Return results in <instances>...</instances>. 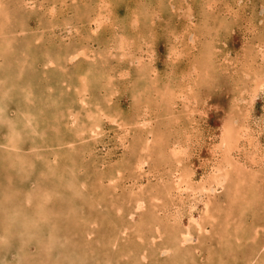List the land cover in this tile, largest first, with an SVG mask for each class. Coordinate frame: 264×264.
<instances>
[{"label":"rangeland","instance_id":"rangeland-1","mask_svg":"<svg viewBox=\"0 0 264 264\" xmlns=\"http://www.w3.org/2000/svg\"><path fill=\"white\" fill-rule=\"evenodd\" d=\"M7 1H10V0H7ZM39 1L40 0H37V3H39ZM72 1L73 0H71V1L70 0H43L44 4H42V6L46 7V6H51V5L55 4L54 5L55 10L48 8L45 11H39L40 8L36 7V6H38V4L37 3L33 4V0L30 1L31 3L29 2L30 5L26 4L24 0H16V3H17L16 5H19L22 8V9H20L22 12L19 9H16V11L19 12L20 14H22V17L24 16V20H26V21H23L24 24H26V27L24 28V31L22 33L23 35L19 34V36H21L25 42H26V40H28V42L32 44V45L29 44L31 46L32 50L28 48L29 52L27 50L26 51L28 53L26 51L24 52V53H26L27 57H29L28 60L30 62H27L26 64H20V62L17 61V64H16V62H15L16 60L14 59L15 61L13 60V61H11V63L6 62V66H8V67H6L5 64L0 62V65L1 64L3 65L2 67L5 66V68L4 69L2 68L1 71L4 70V72H5L7 69V71H10V73L13 72V74H14V72H15V74L13 76H15L16 79H15V77H14V79H15V81L17 80L20 84H28L30 82V80H31V82H30L31 84L38 81L39 82L38 85L41 84V86L43 88H45L46 87L45 85L47 84L46 82L51 83V82L55 81V82L51 83V86L53 85V87L55 86L58 91L60 90L59 92L62 93V95L64 96V99L63 98L61 100L58 99L57 102H59V104L56 103L54 105L49 97H48V99H46L47 97H41V98L46 99V101H45L46 104H44V102H42L40 104H41L42 109H44V107H45V110H48L50 108L48 111V114H50V115L57 111L56 110L57 108L56 109H53V108L58 107V110L60 111L59 114L62 113L60 115L61 118H64L63 116H65V115L63 113L65 111V108L68 107L66 105L68 104V101L70 100L69 98H68L69 100H66L67 99L66 97L71 96V93L73 92V90H72V88L67 90V88L65 87L67 84L66 83L63 84L59 80L60 75H62L64 73L61 74L60 71H56V73H55V71H52L50 73V75H46L44 73V71L48 70L44 67V63H43L44 61H46L48 59L46 57L47 53L45 54L44 52L48 51L49 53H51V55H50L51 57L55 56L56 58H60L61 60L65 61L66 57L64 58L60 54L69 53L71 50H69L68 47L71 46V44L78 46L80 43L82 45H86V43L89 42V43H87L88 44L87 48H89V50H91V52L94 51L95 53H98L97 61H96V62H98V64L95 63V65L92 67L91 66H85L87 63L80 59L78 61L79 62L78 65H76V63H74V65H71L72 64L71 63L69 70L70 71L74 70V75L78 76L81 73V71H84L85 67H91L92 69H97L98 73H97V71L95 72V74H97V76H94L97 78H98V75H103V73L101 71L99 72V70H103V71L105 70V72H108L107 73L108 76H110V74H111V76H110V78H111V80H110L111 85L110 86L111 87L110 88L114 89V94L112 95V98H111L110 108L112 109V107H114V108L118 107L120 110L116 111V112H118L119 116H121L122 118H118L117 121L113 124L110 123L109 120H105V121H103V123L100 124L102 126L101 135H99L98 137L96 136L97 138H95V139L90 138L87 140L86 144L89 145L87 147L88 148L87 153H86L87 155H85L86 158H83L84 162H82V164H81L82 166H85L88 170L85 167H83V169L80 171V176L82 174L83 176L88 175L90 177L87 176L88 180H89V182L87 184L89 185V187H87L85 190L83 189L84 191H81L79 198H81V197L85 198V197L92 196L94 200L100 201L99 207H95L97 205V203H99V202L94 203V205H93L94 208L90 214L91 217H93V219H95L93 221L98 220L99 222L101 221V223L103 224L102 227L100 226V228H97L94 225H92V228H91L92 229V236H90V237H92V238L94 237L95 240H93L89 236H88L89 238L85 236L86 233L84 232V230H85L84 227H86V226L89 227L88 221H87V223H84V224L82 223V225L81 224H77V226L75 225V229H76L75 231L69 230L71 218H68V216L71 217L72 214L67 213L66 210H64L62 207L59 208V206L56 207V205H52V203L56 204V202H58V199L60 200V198L57 196L53 197L54 200L53 199L50 200V202H52V200L55 201V202L51 203L52 208L53 209L58 208L57 209V211H59L58 214L61 216V217L58 216L59 218H58V222H57L58 224H57V228H56L57 231H59V232H57V231H55V232H56V236L60 237L63 245L61 247V243L57 242L55 244H51L50 241L46 242V243H49L46 246H50V247H49V249L46 248L48 251H44V253L42 252L45 255L42 259V262H39V264H42V263L43 264H52L51 262H53L54 258H55L54 262L57 264H119L120 262L117 261V258H118L117 255L119 253L118 251L122 252L120 254H122V256H123V262L127 259L131 262V261H133L132 258L134 256L143 255L142 254L143 251L148 252V247L150 246L149 245L150 244L149 235L154 233V231L156 230L157 227H159V225L160 226L162 225V228L168 227L169 230H164L163 241L157 243L158 244L157 246L162 247V245L173 244V241L171 240V239H173V237H176L179 240L181 239V243H182V247H183L181 249L182 254L188 253L187 250L190 252V253H188L187 256H185L186 257L185 264H200V263L202 264L203 261H204L203 264H206L209 260L212 263L208 262L207 264H221V263L222 264H229V263L230 264L231 263L240 264V261L241 262L243 261V264H263L262 262H264V239H263L264 238V236H263L264 235L263 234L264 233V231H263L264 227L261 231H259L258 229H255V228H257L256 224H258V223H259L258 225L264 224V89L263 88L262 89H260V88L256 89V83H258V81H260V79L264 83V76H263L264 75V0H89V2H88V0H86V1L76 0L75 1L76 6L73 5ZM82 1H83V3H82ZM90 1H92V3ZM13 2H15V1L13 0ZM76 2H77V4H79V3H81V4H79L77 6ZM202 3H203V5H202ZM31 4H33V5L31 6ZM23 6H25V7L23 8ZM206 6H208V7H206ZM73 7H76V9ZM29 8H31L32 10ZM70 8H71V10H70ZM77 8L81 11H79ZM197 9H198V11H197ZM199 9H202V10H200L203 12L202 14L200 13ZM52 10H53V12H52ZM66 10H70V11H66ZM49 11L52 13H50ZM78 12H79V14H78ZM42 13H43V15H41ZM204 13L206 14V16L204 15ZM29 14H30V16H29ZM61 14H62V16H61ZM101 14H103L102 18H101ZM44 15L45 16L47 15L48 17L47 16L46 17L48 19ZM72 15H74V16H72ZM49 17H50V20H49ZM95 17H96V19H94ZM64 18L66 20L71 19L72 22H71V20L69 22H70V24L72 23L71 26L74 28H68V27L63 28V27L51 26V23H52L51 21H53V20L57 21L58 20L57 22L59 24H62L63 22L61 23V21H65ZM81 19L82 20L84 19V20L81 21ZM44 20H46L47 22ZM203 20H205L206 22H203ZM98 23L99 24L101 23L102 26L99 27ZM188 23L190 24V26L188 25ZM200 23H201V25H200ZM16 25L18 26V29L22 28L18 24H15L14 26H16ZM200 26L202 28H200ZM83 27H86L85 30ZM210 27H212V28H210ZM48 28H49V30H48ZM81 28H82V30H81ZM127 28H128V30H127ZM79 29H80V31H79ZM87 29L88 30L90 29V30L88 31ZM37 30H39V31H37ZM199 30H200V32H199ZM208 30H210V31H208ZM28 31H29V33H28ZM204 31H206V32L208 31V32L205 33ZM211 31H213V32H211ZM59 32H61V33H59ZM32 33H33V35H32ZM70 33L74 39H72V37L70 36ZM72 33H74V34H72ZM52 34H54V35H52ZM96 34H98V35H96ZM31 35H32V38H30ZM78 35H79V37H78ZM83 35L85 37H83ZM110 35L117 36V38H116L117 40L116 39H114V40L110 39L111 38ZM35 36L38 39L41 37V39L36 42ZM54 36H56L58 38H56ZM88 36H90V37H88ZM92 36H93V38H92ZM122 36H124V37H122ZM210 36L212 37V39ZM26 37H28L30 40ZM42 37H43V40H42ZM118 37H120V38H118ZM88 38H90L91 40ZM95 38H96V40H95ZM125 38H126V40H124ZM79 39H81V40H79ZM118 39L122 40V42L124 43V46L121 45V43H119ZM199 39H200V41H199ZM15 43H16L15 46H18V47H15V50H16V48L17 49L19 48V50H21L23 48L22 41L20 42V40H17V42H15ZM44 43H46V44H44ZM106 43H108V44H106ZM199 44L202 47L198 46ZM36 45H37V48L32 47V46H36ZM50 45H52V46H50ZM57 45L58 46L60 45V50L62 52L64 51L63 53L57 52L58 51ZM104 45H105V48H104ZM209 46H210V48L208 51L207 49ZM122 47H123V49H121ZM203 47L207 48V49L204 50ZM71 48H73V47H71ZM106 48L108 49V51H109V49L113 50L115 48L114 53L116 56L114 55L113 51L108 52ZM198 48H200V50L197 51ZM201 48H203V49H201ZM34 49H36V50H34ZM50 49H51V51H50ZM9 50H10V48H9ZM9 50H8V53H9ZM66 50H69V51L66 52ZM172 50L176 53L174 55L175 58L173 57V59L170 55H168V53ZM35 51H36V53L38 52L37 55H36ZM39 52H40V55H39ZM106 52L109 54L107 55ZM100 53L102 55L104 54V56H103L104 58H101L99 60L98 56ZM216 55H218V56H216ZM32 56H35V57H32ZM194 56H197V57L194 58ZM190 57H191V59H190ZM56 58H54V59H56ZM224 58L226 61L224 60ZM31 59H33V60H31ZM222 60H223V62H222ZM108 61H112V62H108ZM204 61H205L206 66L203 64ZM99 62H101V63H99ZM190 62H193V63H190ZM206 62H208V63L206 64ZM103 63H104V65L106 64L105 67L103 69L99 68L103 65ZM195 63H197L198 65ZM10 64H11V67L17 65L16 70H15V67H13L11 69ZM18 64H20V65H18ZM215 65H217V66H215ZM228 66H230V67H228ZM23 67L24 68L26 67V68L24 69ZM44 68H45V70H44ZM75 68L78 70L76 71ZM127 68L129 70L131 68V71H129ZM184 68H185V70H184ZM186 68H187V70H186ZM200 68H202V69H200ZM13 69L15 71H13ZM21 69H23V71ZM179 69L182 72H180ZM188 69L191 70L190 74L188 73L189 72ZM195 69H196V71H195ZM132 70H133V73H132ZM39 71H42V72H39ZM109 71H110V73H109ZM164 71H166L165 75L162 74ZM16 72H18V73H16ZM46 72H48V71H46ZM185 72H187L188 75H186L187 73H185ZM24 73H26V74H24ZM39 73H40V75H39ZM180 73L182 75H180ZM23 74L25 75L24 78H23ZM93 74H94V72H93ZM51 75L53 76V79H52V81H49ZM137 75L139 76V78L136 77ZM192 75L194 78L190 77ZM196 75H198V76L200 75L199 78ZM211 75H213V76H211ZM217 75H218V77H217ZM55 76H56V78H55ZM27 77H29V78H27ZM63 77H61V78H63ZM112 77H114V78H112ZM145 79H147V80H145ZM170 79H172V80H170ZM193 79H197V80H193ZM219 79H221V80H219ZM56 80H57V83H56ZM125 80L128 82H126ZM190 80H192L191 83H190ZM255 80H257L256 83H255ZM24 81H26V82H24ZM170 81H171V84H169ZM186 81H188V82H186ZM208 82H209V84H208ZM105 83H106V81H103V83H101V84L96 83L95 86L93 87V89L98 91L101 87H103V84H105ZM112 83H114V84H112ZM140 84H142V85H140ZM172 84H174V85H172ZM32 85H34V84H32ZM35 85H36V83H35ZM38 85H37V87H39ZM136 85H139V86H136ZM196 85L198 87L200 86L199 87L200 89H198L196 87ZM164 86H166V87H164ZM172 86L175 87V90H174V87H172ZM176 86L179 87L178 88L179 90L176 89ZM191 86H194V87H191ZM63 87H65V88H63ZM117 87H118V89H117ZM209 87H210V89H209ZM159 88L171 93L170 94V100H171L170 107H171L172 114H170V115L164 116V114L161 113V111H160L161 107H163L164 105H168V104L164 103L162 106L159 104L160 102L156 98V97H158L157 96V90ZM167 88H169V89H167ZM201 88L203 89V91ZM33 90H37V88H35V89L33 88ZM186 90H188L189 92L188 91L186 92ZM212 90L214 93L212 92ZM69 91H70V94H69ZM144 91L145 92L147 91L150 93L147 94V93H144ZM171 91L174 94H172ZM191 91H193V92H191ZM15 92L13 93V91H11L10 93L15 95L16 94ZM180 92H181V94H180ZM138 93H140L141 95ZM142 93H144L143 94L144 96L142 95ZM145 94H147V96L150 95L149 97H152L154 100L152 98H150L151 99L150 100L149 97L145 96ZM176 94L179 95V97H177ZM186 94H188L192 100L189 97H187L188 95H186ZM16 95L14 97H13V95H11V97H5L4 99L3 98L0 99L1 104L6 105L5 110H6L7 114L13 115L15 113V111L17 110V108H19V105H23L25 103V102L23 103L19 99L18 95H17V97H18L17 98ZM174 95H175V97H177L179 99H177L175 97L173 98L172 96H174ZM191 95L194 97V101H193V97ZM204 95H206V96H204ZM136 96H137V98H135ZM140 96H143V97H141V99H142L141 101L139 98ZM197 97H198V99H195ZM174 99L175 100L177 99V101H175ZM63 100L66 101V104H64L65 102ZM145 100H147V101H145ZM173 100H174V102H173ZM189 100L192 102L190 103ZM31 102H35V101L34 100L33 101L28 100L25 103L26 105H24V108H26V107L32 108ZM166 102H168V101H166ZM202 102H203V104H202ZM62 103H63V105H62ZM27 104H28V106H27ZM182 104H184V105H182ZM194 104H195V106H194ZM52 105H53V107H52ZM150 105H152V106H150ZM35 106H36V108L38 107L36 103H35ZM150 107H151V109H150ZM181 107L183 108V111L181 110ZM189 108H191L192 110H190ZM158 109H160V110L158 111ZM194 109H195V111H194ZM66 110H67V108H66ZM52 111H54V112H52ZM242 111L244 112V114ZM176 113H178L177 114L178 116L176 115ZM45 114L46 113L42 114V116L45 117L44 118L45 120L43 119V121L45 122L48 120L47 125L49 126L51 124V121H54V119H53L54 115L52 114L50 119H49L48 116H50V115H48V114L45 115ZM173 114H175V115H173ZM189 114L191 117L189 116ZM181 115H182L183 119H180V118H182ZM145 116H149L150 122L152 121V123H153V124L152 123L150 124L151 129L154 130L156 128L155 134H160V133L162 134V135L160 134V136L163 137V139L161 138L163 141H161L160 137L158 136L160 139V145L163 144L164 148H166V149L163 150V155H160V158L155 157V155H153L147 161L149 163L141 165L142 164V163H140L141 161L137 157H134L132 154H129L128 156L122 158V154L124 152L123 151L124 146L123 147H121V146L123 145V142L126 140H129V138L134 139V140L137 137L140 138L139 134L141 133L142 129H143L142 131H146V130L148 131L149 130L147 127H142L140 129V127L137 125L138 124L137 122L140 121ZM166 117H168V119ZM152 118H153V120H152ZM163 119H164V121H163ZM186 121H188V122H186ZM178 123H181V124H178ZM187 123L189 124L188 126L183 125V124L186 125ZM154 124H155V127H154ZM175 124H176V126H175ZM226 125H228V126L230 125L229 129H227V130H226V128H228V126H226ZM156 126H158V127H156ZM180 127H181V129H180ZM5 128H6L5 124L2 122V124L0 125V139H2L1 136L4 134ZM186 130H188V131H186ZM110 131H112V132H110ZM146 133L142 132L143 135H145ZM142 134H140V135H142ZM229 135L232 137H230ZM154 136L156 137V135H154ZM182 136H184V137H182ZM193 136H195V137H193ZM185 137H186V140H185ZM222 139H224V140H222ZM121 142H122V144H121ZM177 145L183 149L182 150L183 154H182V156H179V157H176L174 155V152H172L173 149H175V148H176V150L178 149L177 147H175ZM92 148H93V150H91ZM0 151H2L1 155H0V162L2 161L5 164V160L8 159L7 158L8 154L3 152V150H0ZM185 151H186V153H185ZM95 152H96V154H95ZM14 154L15 153L10 154V156L11 155L13 156ZM31 157L34 158V155H32V156L28 155L29 160L31 159ZM90 157H91V159H89ZM225 157H226V160H224ZM156 159H158V161ZM89 160H92V161L89 162ZM100 161L102 163H104L103 167H102V165H101L102 163ZM87 162H89V164H91V162H92V165L89 166V164H87ZM117 162H120L119 164L121 165L120 169H121L123 178L118 180L119 183L118 182L114 183V186L110 187L112 189L109 190L108 189L109 187L106 184L107 183L106 182V176H105L106 172L104 170L115 169L116 168L115 165ZM152 163H154L155 166H153ZM220 163H223V164H220ZM84 164H86V165H84ZM22 165H25V164L22 163ZM124 165L126 166V168L124 167ZM23 167H25V166H23ZM34 167H38V166L35 164ZM92 167L94 168L93 171H92V169H93ZM121 167L122 168L124 167L125 170L128 171V173L125 172L124 168L122 169ZM140 167H142V168H140ZM16 168H17V166L14 167L15 170L13 168H10V170H9V168H8V171H6V172H9V171L13 172L12 174L14 175V178L17 180V178L19 179V173L16 171ZM141 169L143 170V173H142ZM218 169H220V170H218ZM99 170H100L99 175L103 176V174H104V176L102 177V179L104 181L101 179L102 180L101 182L103 183V185L100 184L101 182L97 181L99 179H98V176L96 175V173H99ZM137 170H138V172H137ZM189 170H190V172H189ZM163 171H164V174H162ZM165 172H166V175H165ZM186 173H188V174H186ZM0 174H2V172H0ZM3 174H4V172H3ZM3 174L1 176L2 178L0 177V180L4 179V181H7V179L3 177L4 176ZM150 174H151V176H150ZM183 174L186 176H190L189 181H190V184L193 183L195 185V186H191L193 189H195V191L191 192V190H188V187H186V186H188L187 185L188 181L187 182L185 181L186 186L180 183V181L178 179L182 178V176H184ZM221 174L224 177H226V179L222 183L223 185L222 184L217 185V184H215L216 183L215 177L221 176ZM15 176H17V178ZM143 176H146L147 179ZM211 176H213V177H211ZM94 177H95V180H94ZM14 178L10 182H13ZM31 178H32V176H31ZM90 178H91V180L93 179L94 184H91ZM137 180L139 182H137ZM4 181L0 182V185H1L0 190H3L2 189V188H4L3 186L7 184V183L3 184ZM18 181L20 182L21 180H18ZM93 181H92V183H93ZM19 185L14 187V189L15 188H21V184H19ZM201 185L205 188L204 189L205 191L202 190V188L200 187ZM92 186L96 187L98 190H94L96 188L93 189ZM104 186L107 187L106 190H108V192L105 190ZM149 187H151V188H149ZM184 187L187 189H184ZM217 187H218V189H217ZM89 188H91V189H89ZM116 188H117V190H116ZM219 188H221V189H219ZM92 189L94 190V193H93ZM152 190H153V192L155 190L156 191L158 190L157 192H161V194L155 195L152 192ZM196 190L200 191L201 193L200 192L197 193ZM110 191L111 192L114 191V192L111 194ZM128 191L130 192L129 194H128ZM140 191H141V193L146 191L145 193H142L145 195L140 194ZM99 192H100V194H98ZM123 192H125V193L122 194V196H121L120 194ZM92 193H93V195H92ZM104 193H107V194L109 193V194L107 196ZM89 194H91V195H89ZM126 194L131 195L130 200H134V201L138 197H144V199L146 201V204L144 207H146V208H141V209L139 208V209L133 210L132 206L129 205L128 208L131 209V210H129L126 207L125 202L123 201V200L128 199ZM115 195H116V197H114ZM156 196H158L160 200L159 199L157 200ZM118 197L121 200V202L120 201L117 202V203H119V206L120 205L122 206V204H124L122 207L120 206L121 210L124 208L123 209L124 213L129 214V215H124V213H123L120 217L118 215H115V212L112 211V209L113 210L115 209V207H113L111 205V204H113L112 201H113V199L118 198ZM167 199H169V200H167ZM180 199H182V200H180ZM110 200H111V203H108ZM130 200H129V202H130ZM149 201H151V202H149ZM79 202L84 204V202L82 201V198L79 200ZM130 203H131V205L134 206V204L132 202H130ZM203 203H205V204H203ZM85 209H86V211H85ZM88 210L89 209H87L86 206L84 207V209H82V213L86 214L83 216L87 220L92 221L90 219L91 218L90 216L86 217L89 214ZM108 210H109V212H108ZM123 210H122V212H123ZM100 211H101V213H100ZM166 211H168V212L165 213ZM176 211H177V213H176ZM4 212H5V205H0V224L1 223L5 224V222H2V221H5L4 220L5 216L2 215ZM127 212H129V213H127ZM245 212H246V214H245ZM241 213H243V214H241ZM175 214H179V217H180L179 218L178 216H176V220H178V222H179L177 224L178 226L176 224L174 225V223H173L174 219H175L174 218ZM244 214H245V217H244ZM122 216L124 217V219ZM128 216H129V218H128ZM74 217L79 219L80 215L77 214ZM131 217H132V219H131ZM235 217H236V219H235ZM151 218H152V220H151ZM189 220H190V222L193 221V222H191V224H193L194 222L201 223V228L200 229L197 228L196 224L190 225V223H188ZM241 221H243V222H241ZM127 223H129V224H127ZM253 225H255V227ZM131 226L133 227L132 229H131ZM123 227H129L130 229L128 231H126L125 234H123V232H122ZM188 228H190V229H188ZM1 229H3V227L1 228V226H0V231H1ZM191 230H194V233L191 232L192 234H190ZM96 231H99V232H96ZM102 231L105 233H103ZM227 232H229L231 236L229 235V233L227 234ZM248 232H249V234H248ZM99 233L100 234L102 233V234L99 235ZM167 233L170 234L171 236L169 237V235ZM174 233L176 235H174ZM250 233H252V234H250ZM238 235L240 236V238ZM246 235H247V238H246ZM259 235H261V236H259ZM7 236L5 237L6 238L5 240L0 239V242L1 243L3 242V245L0 243V247H1L0 249H3V250H1L3 252L0 251V256H2V257H0V264H2V263L8 264L6 262H9V264H14L15 260L18 258L16 256L17 255L16 254V248H20V247H22V248L27 247L29 249V253H30L29 256L30 257H27V258H29L30 260L21 258V260L18 259L19 262H21V263L23 262V264L24 263L25 264H29V263L32 264L31 263L32 260H34L33 263H35L36 261L37 262L39 261V257L37 255L36 249L34 247V245H35L34 239L37 240V238H36L37 236H35V237L31 236V237H34V239H31L30 237H27V235L24 236V233H23V236H20L18 234H14V232H12V231ZM138 236L140 237V239L139 238L137 239ZM232 236L234 237V239ZM21 237L22 238L24 237V239H26V240H27V238H29L31 240V243H34V244L28 245V242L26 240H24L25 244L22 243ZM184 237L186 240L184 239ZM250 237H251V239H250ZM0 238H2V237H0ZM9 238H10V240H9ZM11 238H13V239H11ZM67 238H69L68 243H67ZM258 238H261V239L258 240ZM91 239L93 241H91ZM198 239H199V241H198ZM230 239H231V241H230ZM99 241H101V242H99ZM166 241H168V242L166 243ZM108 242L110 243L109 244L110 246H108ZM117 242H119V243H117ZM225 242H228V243L225 244ZM234 242H235V245L237 244L236 246L233 245ZM100 243L106 247L108 246L107 247L108 250L106 247H104V246L102 247L100 245ZM6 244H9L10 246L7 245L8 246V248H7ZM94 244H95V246H94ZM54 245L56 247H54ZM76 245H78V246H76ZM209 245H210V248H209ZM211 245L213 248L211 247ZM218 245H219V247H218ZM222 245L224 246V248L222 247ZM71 246L72 247L74 246V247L72 248ZM93 246L95 248H91ZM200 246H202V247L204 246V247L202 248ZM228 246L230 247V249ZM238 246H240L241 248L238 249L237 248ZM51 247H52V249H51ZM87 247L88 248L90 247V248L88 249ZM120 248L121 249L123 248V250L121 251ZM215 248L217 249V251H215L216 250ZM225 248H226V252H225ZM91 249H93V250H91ZM99 249H100V251H99ZM140 249H143V250H140ZM213 249H215V250H213ZM223 249H224L225 253L223 251H221ZM233 249H235L236 251ZM72 251H75V252H72ZM175 251H176V253H174V251H173L174 254L180 255L179 251L177 249H175ZM64 252H65V254H64ZM80 252H81V254H80ZM112 252H114V253H112ZM222 253H224V254H222ZM235 253H237V254H235ZM247 253H248V255H245ZM258 253H259V255H258ZM123 254H126L127 256L123 255ZM217 254H218V256H220L221 254L222 255L220 257H218ZM70 255H71V258H70ZM128 255L129 256L131 255V256L129 257ZM147 255H148L147 261L139 260L140 262L136 261L137 264H152V261H154L155 263H158V264H163V262H164V264H166V263L167 264H169V263L173 264V261L176 260V258H177V256H174L171 253H169V254L160 253L157 256L158 258L156 261V257H151V255H149L148 253H147ZM193 255H195L196 257ZM237 255H238V257H240L239 259H238ZM52 256H53V258H52ZM64 256H66V257H64ZM210 257H211V259H210ZM206 258H208L207 259L208 261L206 260ZM220 258H222V259H220ZM80 259H81V262H79ZM107 259L110 261H108ZM253 259H255V260L253 261ZM1 260H3V261H1ZM59 260H60V262H59ZM224 260H225V263H224ZM106 261H107V263H106ZM246 261H247V263H246Z\"/></svg>","mask_w":264,"mask_h":264},{"label":"bare ground","instance_id":"bare-ground-1","mask_svg":"<svg viewBox=\"0 0 264 264\" xmlns=\"http://www.w3.org/2000/svg\"><path fill=\"white\" fill-rule=\"evenodd\" d=\"M15 2H13V0H10V1H7V0H0V62H2L3 64H5V66H6V62L8 63V62H10L11 63V61H13L14 59L16 60H14L15 62H16V64H17V61L18 62H20V64H26L27 62H30L29 60H28V58L29 57H27V55H26V53H24L26 50L29 52V50H28V48L29 49H31V46L30 45H32L31 43H29L28 42V40H26V42L24 41V39L21 37V36H19V34H22L23 33V31H24V28L26 27V24H24V22L23 21H26V20H24V16L22 17V14H20L19 12H17L16 11V9H22L19 5H16L17 3H16V0H14ZM25 1V3L26 4H29V2L30 1H32V0H24ZM41 1V2H40ZM39 1V3H37V0L35 1V0H33V4L34 3H37L38 4V6H36L37 8L39 7L40 8V10L39 11H45V10H47L48 8H50V9H54L55 8V4L54 5H51V6H46V7H44V6H42V4H44L43 3V0H40ZM71 1V0H70ZM75 1L76 0H73L72 1V3H73V5H75ZM79 1V0H78ZM77 1V2H78ZM81 1V0H80ZM84 1H86V0H84ZM77 2H76V4H77ZM88 2H89V0H88ZM91 3H92V1H90ZM206 2V1H205ZM31 3V2H30ZM82 3H83V1H82ZM122 3V2H121ZM207 3V2H206ZM33 4H31V6L33 5ZM68 4V3H67ZM79 4H81V3H79ZM79 4H77V6L79 5ZM209 4V3H208ZM30 5V4H29ZM46 5V4H45ZM70 5V4H69ZM72 5V4H71ZM83 5V4H82ZM202 5H203V3H202ZM212 5V4H211ZM30 6V7H31ZM65 6V5H64ZM76 6V5H75ZM25 6H23V8H24ZM34 7V6H33ZM67 7V6H66ZM83 7V6H82ZM201 7V6H200ZM206 7H208V6H206ZM213 7V6H212ZM27 8V7H26ZM36 8V9H37ZM68 8V7H67ZM73 8H75L76 9V7H73ZM84 8V7H83ZM29 9H31V8H29ZM78 9V8H77ZM153 9V8H152ZM204 9V8H203ZM208 9V8H207ZM206 9V10H207ZM24 10V9H23ZM32 10V9H31ZM55 10V9H54ZM70 10H71V8H70ZM70 10H66V11H70ZM79 10V9H78ZM88 10V9H87ZM186 10V9H185ZM190 10V9H189ZM200 10H202V9H199V11ZM205 10V9H204ZM21 11V10H20ZM27 11V10H26ZM79 11H81V10H79ZM84 11V10H83ZM82 11V12H83ZM86 11V10H85ZM188 11V10H187ZM197 11H198V9H197ZM22 12V11H21ZM24 12V11H23ZM48 12V11H47ZM50 12V11H49ZM52 12H53V10H52ZM52 12H50V13H52ZM55 12V11H54ZM191 12V11H190ZM65 13V12H64ZM75 13V12H74ZM77 13V12H76ZM99 13V12H98ZM188 13V12H187ZM200 13L202 14L203 12L202 11H200ZM207 13V12H206ZM26 14V13H25ZM38 14V13H37ZM45 14V13H44ZM78 14H79V12H78ZM82 14V13H81ZM190 14V13H189ZM216 14V13H215ZM41 15H43V13L41 14ZM97 15V14H96ZM102 15L103 14H101V18H102ZM173 15V14H172ZM185 15V14H184ZM204 15L206 16V14L204 13ZM27 16V15H26ZM29 16H30V14H29ZM45 16V15H44ZM47 16V15H46ZM45 16V17H46ZM61 16H62V14H61ZM72 16H74V15H72ZM81 16V15H80ZM79 16V17H80ZM48 17V16H47ZM46 17V18H47ZM58 17V16H57ZM60 17V16H59ZM90 17V16H89ZM184 17V16H183ZM220 17V16H219ZM45 18V19H46ZM78 18V17H77ZM84 18V17H83ZM48 19V18H47ZM53 19V18H52ZM57 19V18H56ZM65 19V18H64ZM94 19H96V17L94 18ZM93 19V20H94ZM207 19V18H206ZM219 19V18H218ZM49 20H50V17H49ZM60 20V19H59ZM63 20V19H62ZM71 19H69V20H66L65 19V21H61V23L62 24H59L56 20H53V21H51L50 23H51V26H54V27H63V28H65V27H68V28H74V27H72L71 26V24H70V21ZM84 20V19H83ZM82 19H81V21H83ZM136 20V19H135ZM221 20V19H220ZM44 21H46V20H44ZM47 22V21H46ZM71 22H72V20H71ZM202 22V21H201ZM203 22H206L205 20H203ZM74 23V22H73ZM91 23V22H90ZM96 23V22H95ZM212 23V22H211ZM15 24H18V25H20L22 28L20 29H18V26L16 25V26H14ZM82 24V23H81ZM85 24V23H84ZM41 25V24H40ZM86 25V24H85ZM104 25V24H103ZM188 25L190 26V24L188 23ZM200 25H201V23H200ZM206 25V24H205ZM204 25V26H205ZM82 26V25H81ZM84 26V25H83ZM97 26V25H96ZM98 26L100 27V26H102V24L100 23H98ZM131 26V25H130ZM129 26V27H130ZM207 26V25H206ZM44 27V26H43ZM42 27V28H43ZM76 27V26H75ZM88 27V26H87ZM37 28V27H36ZM84 28V30H85V28L86 27H83ZM199 28V27H198ZM200 28H202L201 26H200ZM210 28H212V27H210ZM51 29V28H50ZM58 29V28H57ZM48 30H49V28H48ZM53 30V29H52ZM51 30V31H52ZM56 30V29H55ZM59 30V29H58ZM57 30V31H58ZM81 30H82V28H81ZM88 30V29H87ZM86 30V31H87ZM90 30V29H89ZM88 30V31H89ZM127 30H128V28H127ZM196 30V29H195ZM201 30V29H200ZM200 30H199V32H200ZM206 30V29H205ZM37 31H39V30H37ZM43 31V30H42ZM60 31V30H59ZM79 31H80V29H79ZM203 31V30H202ZM208 31H210V30H208ZM207 31V32H208ZM67 32V31H66ZM75 32V31H74ZM78 32V31H77ZM83 32V31H82ZM112 32V31H111ZM110 32V33H111ZM125 32V31H124ZM205 33H207L206 31H204ZM211 32H213V31H211ZM28 33H29V31H28ZM59 33H61V32H59ZM68 33V32H67ZM80 33V32H79ZM90 33V32H89ZM96 33V32H95ZM99 33V32H98ZM122 33V32H121ZM120 33V34H121ZM210 33V32H209ZM208 33V34H209ZM26 34V33H25ZM36 34V33H35ZM43 34V33H42ZM72 34H74V33H72ZM78 34V33H77ZM83 34V33H82ZM114 34V33H113ZM116 34V33H115ZM119 34V35H120ZM211 34V33H210ZM23 35V34H22ZM32 35H33V33H32ZM32 35H31V37L30 38H32ZM45 35V34H44ZM52 35H54V34H52ZM60 35V34H59ZM67 35V34H66ZM96 35H98V34H96ZM95 35V36H96ZM117 35V34H116ZM122 35V34H121ZM124 35V34H123ZM128 35V34H127ZM207 35V34H206ZM26 36V35H25ZM24 36V37H25ZM39 36V35H38ZM70 36H71V33H70ZM75 36V35H74ZM213 36V35H212ZM46 37V36H45ZM50 37V36H49ZM54 37H56V36H54ZM60 37V36H59ZM72 37V36H71ZM78 37H79V35H78ZM83 37H85L84 35H83ZM88 37H90V36H88ZM110 39H116L117 38V36H115V35H110ZM122 37H124V36H122ZM127 37V36H126ZM194 37V36H193ZM209 37V36H208ZM211 37V36H210ZM26 38H28V37H26ZM56 38H58V37H56ZM65 38V37H64ZM92 38H93V36H92ZM97 38V37H96ZM96 38H95V40H96ZM109 38V37H108ZM118 38H120V37H118ZM196 38V37H195ZM206 38V37H205ZM204 38V39H205ZM29 39V38H28ZM34 39V38H33ZM41 39V37L38 39L36 36H35V41L37 42L38 40H40ZM46 39V38H45ZM66 39V38H65ZM70 39V38H69ZM72 39H74L73 37H72ZM78 39V38H77ZM86 39V38H85ZM88 39H90V38H88ZM109 39V40H110ZM132 39V38H131ZM211 39H212V37H211ZM17 40H20V42L22 41V44H23V48L21 49V50H19V48L17 49L16 48V50H15V47H18V46H15L16 45V43L15 42H17ZM30 40V39H29ZM42 40H43V37H42ZM49 40V39H48ZM54 40V39H53ZM79 40H81V39H79ZM91 40V39H90ZM117 40V39H116ZM124 40H126V38L124 39ZM58 41V40H57ZM70 41V40H69ZM73 41V40H72ZM88 41V40H87ZM86 41V42H87ZM104 41V40H103ZM111 41V40H110ZM118 41H119V43H121V45H123L124 46V43L122 42V40H120V39H118ZM195 41V40H194ZM199 41H200V39H199ZM212 41V40H211ZM28 42V43H27ZM31 42V41H30ZM34 42V41H33ZM53 42V41H52ZM51 42V43H52ZM60 42V41H59ZM58 42V43H59ZM105 42V41H104ZM103 42V43H104ZM109 42V41H108ZM204 42V41H203ZM213 42V41H212ZM19 43V42H18ZM63 43V42H62ZM74 43V42H73ZM87 43H89V42H87ZM86 43V45H82L81 43V45L79 44L78 46H76V45H73V44H71V46H69L68 48H69V50H71L69 53H66V54H64L61 50H60V45L58 46V48H57V52L59 53V52H61V53H63V54H60L61 56H63L64 58H65V61H63V60H61L60 58H56L55 56L54 57H51L50 55H51V53H49L48 51L47 52H44L45 54L47 53V55H46V57L48 58L46 61H44L43 63H44V67L46 68V69H48V70H46V71H48V72H46V71H44V73L46 74V75H50V73L52 72V71H55V73H56V71H60L61 72V74L62 73H64V74H62V75H60V77H59V80L61 81V83H66L67 85L65 86L66 88H67V90L68 89H71L72 88V90H73V92L71 93V96H69V97H66L65 99L66 100H69L68 101V104L66 105V106H68V107H66L67 108V110H66V108H65V111H64V115L65 116H63L64 118H61V114H59V110H58V107H54L53 109H56L57 111L55 112V113H52V112H54V111H52L51 113L54 115V121H51V124L48 126L47 125V123H48V120L47 121H43V119L45 118V117H43L42 116V114L43 113H46V114H48V111H49V109L48 110H45V107H44V109H42L41 108V104L40 103H42V102H44V104H46L45 103V101H46V99H48V97L50 98V100L53 102V104L55 105L56 103H58L59 104V102H57L58 101V99H64V96L62 95V93L61 92H59L57 89H56V87L54 86L53 87V85L51 86V83H53V82H55V81H53V82H51V83H48V82H46L47 84L45 85L46 87L45 88H43L42 86H41V84H39L38 85V81L37 82H35L36 83V85H35V83H32V84H34V85H32L30 82H31V80H30V82L28 83V84H20L17 80V82L15 81V79H16V77L15 76H13L14 74H15V72H14V74H13V72L12 73H10V71H7V69H6V71L4 72V70L3 71H1L2 70V68L4 69L5 68V66L4 67H2L3 65L1 64L0 65V99L1 98H5V97H11V95H13V97L17 94L18 95V97H19V99L24 103H26L28 100H34L35 102H31V104H32V108H24V105H26L25 103L23 104V105H19V108H17V110L15 111V113L13 114V115H11V114H7V112H6V105H3V104H1V102H0V125L2 124V122L5 124V126H6V128H5V131H4V134L1 136L2 137V139H0V150H3V152H5L6 154H8V156H7V160H5V164L1 161L0 162V172H2V174H3V172H4V178H6L7 179V181H4V179H2V180H0V182H2V181H4L3 182V184L5 183H7L6 185H4L3 187L4 188H2L3 190H0L1 192H0V205H5V212L2 214L3 216H5L4 217V220L5 221H2V222H5V224H3V223H1L0 224V226H1V228L3 227V229H1V231H0V237H2V238H0V239H2V240H5L6 238V236L12 231V232H14V234H18V235H20V236H23V233H24V236L25 235H27V237H30L31 239H34V237L35 236H37L36 238H37V240L36 239H34L35 240V245H34V247H35V249H36V253H37V255H38V257H39V261L37 262H35L36 264H39V262H42V259H43V257H44V255L45 254H43L44 253V251H48L46 248H48L49 249V247L50 246H46V245H48L49 243H46V242H51V244H55V243H61V247H62V245H63V243H62V241H61V239H60V237H57L56 236V232L55 231H57V222H58V216H60L58 213H59V211H57V209L58 208H56V209H53L52 208V205H56V207L57 206H59V208L60 207H62L64 210H66V212L67 213H71L72 214V216L71 217H69L68 216V218H71L70 219V225H69V230H73V231H75L76 229H75V225L77 226V224H81L82 225V223L84 224V223H87V221L89 222L88 224H89V227L88 226H86V227H84L85 228V230H84V232L86 233V237H90V236H92V225H94L95 227H97V228H100V226L102 227V223H101V221L99 222L98 220L97 221H93V220H95V219H93V217H91V212H92V210H93V208H94V203L95 202H99V203H97V205L95 206V207H99L100 206V201H96V200H94L93 199V197L92 196H90V197H81L82 198V201L84 202V204L83 203H81V202H79V200L81 199V198H79L80 197V194H81V191H84L87 187H89V185L87 184L88 182H89V180H88V177H90V176H86V175H82L81 174V176H80V171L83 169V167H85V166H82L81 164H82V162H84L83 161V158H86V156L85 155H87L86 153H87V150H88V144H86L87 143V140L88 139H95V138H97L99 135H101V131H102V126L100 125L101 123H103V121H105V120H109V122L110 123H115L116 121H117V119L118 118H122L121 116H119V114H118V112H116V111H119L120 109L118 108V107H112V109L110 108V105H111V98H112V95L114 94V89H111L110 87V85H111V78H110V76H111V74H110V76H108V72H105V70L103 71V70H99V72L101 71L102 73H103V75H98V78L97 77H94V76H97V74H95V72L97 71V69H92L91 67L92 66H94L95 65V63H97L98 64V62H96L97 61V55H98V53H95L94 51H92L91 52V50H89V48H87V44ZM206 43V42H205ZM217 43V42H216ZM30 44V45H29ZM44 44H46V43H44ZM106 44H108V43H106ZM116 44V43H115ZM190 44V43H189ZM194 44V43H193ZM198 44V43H197ZM195 45V44H194ZM202 45V44H201ZM50 46H52V45H50ZM56 46V45H55ZM117 46V45H116ZM128 46V45H127ZM190 46V45H189ZM198 46H200V44L198 45ZM208 46V45H207ZM32 47H36L37 48V45L36 46H32ZM39 47V46H38ZM47 47V46H46ZM71 47H73V48H71ZM108 47V46H107ZM115 47V46H114ZM200 47H202V46H200ZM9 48H10V50H9ZM64 48V47H63ZM104 48H105V45H104ZM103 48V49H104ZM117 48V47H116ZM190 48V47H189ZM193 48V47H192ZM204 48V47H203ZM203 48H201V49H203ZM209 48H210V46L208 47V49L207 48H204V50L205 49H207L208 51H209ZM39 49V48H38ZM56 49V48H55ZM107 49V48H106ZM115 49V48H114ZM114 49L113 50H110L109 49V51H113V53H114ZM121 49H123V47L121 48ZM8 50H9V53H8ZM32 50V49H31ZM34 50H36V49H34ZM64 50V49H63ZM69 50H66V52L67 51H69ZM97 50V49H96ZM128 50V49H127ZM179 50V49H178ZM198 50H200V48H198L197 49V51ZM26 51V52H27ZM40 51V50H39ZM50 51H51V49H50ZM101 51V50H100ZM107 51H108V49H107ZM108 51V52H109ZM181 51V50H180ZM191 51V50H190ZM27 52V53H28ZM33 52V51H32ZM56 52V51H55ZM141 52V51H140ZM31 53V52H30ZM29 53V54H30ZM34 53V52H33ZM35 53H36V51H35ZM38 53V52H37ZM37 53H36V55H37ZM112 53V54H113ZM179 53V52H178ZM191 53V52H190ZM208 53V52H207ZM24 54V55H23ZM32 54V53H31ZM106 54L108 55L109 53H107L106 52ZM117 54V53H116ZM176 53L172 50V51H170L169 53H168V55H170L171 57H172V59H173V57L175 58V55ZM33 55V54H32ZM39 55H40V52H39ZM56 55V54H55ZM59 55V54H58ZM114 55H115V53H114ZM173 55V56H172ZM203 55V54H202ZM229 55V54H228ZM31 56V55H30ZM104 56V54L102 55L101 53L99 54V60L101 59V58H104L103 57ZM116 56V55H115ZM179 56V55H178ZM198 56V55H197ZM197 56H194V58H196ZM206 56V55H205ZM216 56H218V55H216ZM32 57H35V56H32ZM40 57V56H39ZM59 57V56H58ZM114 57V56H113ZM119 57V56H118ZM17 58V59H16ZM54 58H56V59H54ZM63 58V59H64ZM116 58V57H115ZM199 58V57H198ZM197 58V59H198ZM42 59V58H41ZM83 60V61H85L87 64L85 65V66H91V67H85V69H84V71H81V73L77 76V75H74V70H69V67H70V64L71 65H74V63H76V65H78V61L79 60ZM141 59V58H140ZM179 59V58H178ZM190 59H191V57H190ZM204 59V58H203ZM202 59V60H203ZM237 59V58H236ZM31 60H33V59H31ZM40 60V59H39ZM116 60V59H115ZM138 60V59H137ZM201 60V61H202ZM224 60H225V58H224ZM118 61V60H117ZM144 61V60H143ZM180 61V60H179ZM200 61V62H201ZM226 61V60H225ZM107 62V61H106ZM105 62V63H106ZM108 62H112V61H108ZM141 62V61H140ZM178 62V61H177ZM181 62V61H180ZM216 62V61H215ZM214 62V63H215ZM222 62H223V60H222ZM99 63H101V62H99ZM190 63H193V62H190ZM208 62H206V64H207ZM217 63V62H216ZM20 64H18V65H20ZM81 64V63H80ZM123 64V63H122ZM195 64H197V63H195ZM194 64V65H195ZM204 65H205V61H204V63H203ZM13 65V64H12ZM75 65V66H76ZM102 65V64H101ZM100 65V66H101ZM106 65V64H105ZM105 65H104V63H103V65L101 66V67H99V68H101V69H103L104 67H105ZM126 65V64H125ZM198 65V64H197ZM196 65V66H197ZM17 66V65H16ZM16 66H12L11 67V64H10V68L12 69L13 67H15V70H16ZM41 66V65H40ZM81 66V65H80ZM128 66V65H127ZM126 66V67H127ZM206 66V65H205ZM209 66V65H208ZM215 66H217V65H215ZM239 66V65H238ZM6 67H8V66H6ZM22 67V66H21ZM28 67V66H27ZM42 67V66H41ZM112 67V66H111ZM110 67V68H111ZM123 67V66H122ZM198 67V66H197ZM228 67H230V66H228ZM24 68V67H23ZM26 68V67H25ZM24 68V69H25ZM45 68H44V70H45ZM50 68V69H49ZM73 68V67H72ZM108 68V67H107ZM109 68V69H110ZM125 68V67H124ZM129 68V67H128ZM127 68V69H128ZM132 68V67H131ZM131 68H130V70L129 71H131ZM181 68V67H180ZM237 68V67H236ZM30 69V68H29ZM178 69V68H177ZM200 69H202V68H200ZM9 70V69H8ZM14 69H13V71H15ZM22 71H23V69H21ZM75 70L77 71L78 69H76L75 68ZM122 70V69H121ZM184 70H185V68H184ZM186 70H187V68H186ZM189 70V74L191 73L190 71V69H188ZM43 71V70H42ZM42 71H39V72H42ZM144 71V70H143ZM179 71L180 72H182L180 69H179ZM195 71H196V69H195ZM199 71V70H198ZM216 71V70H215ZM214 71V72H215ZM31 72V71H30ZM93 72H94V74H93ZM165 72L166 71H164L162 74H164L165 75ZM187 72H185V73H187ZM193 72V71H192ZM202 72V71H201ZM218 72V71H217ZM216 72V73H217ZM220 72V71H219ZM16 73H18V72H16ZM23 73V72H22ZM29 73V72H28ZM37 73V72H36ZM97 73H98V71H97ZM109 73H110V71H109ZM121 73V72H120ZM132 73H133V70H132ZM168 73V72H167ZM188 73L186 74V75H188ZM203 73V72H202ZM201 73V74H202ZM24 74H26V73H24ZM23 74V78L25 77V75ZM30 74V73H29ZM129 74V73H128ZM154 74V73H153ZM32 75V74H31ZM35 75V74H34ZM33 75V76H34ZM39 75H40V73H39ZM45 75V76H46ZM53 75V74H52ZM50 76V79H49V81H52V79H53V76ZM55 75V74H54ZM65 75V76H64ZM127 75V74H126ZM125 75V76H126ZM130 75V74H129ZM134 75V74H133ZM139 75V74H138ZM136 76L137 78H139V76ZM144 75V74H143ZM180 75H182L181 73H180ZM64 76V77H63ZM105 76V77H104ZM114 76V75H113ZM131 76V75H130ZM179 76V75H178ZM184 76V75H183ZM196 76H198V75H196ZM200 76V75H199ZM199 76H198V78H199ZM207 76V75H206ZM211 76H213V75H211ZM262 76V75H261ZM264 76V75H263ZM262 76V77H263ZM14 77H15V79H14ZM44 77V76H43ZM47 77V76H46ZM61 77H63V78H61ZM115 77V76H114ZM114 77H112V78H114ZM118 77V76H117ZM135 77V78H136ZM180 77V76H179ZM190 77H193V75L192 76H190ZM202 77V76H201ZM217 77H218V75H217ZM22 78V79H23ZM27 78H29V77H27ZM34 78V77H33ZM32 78V79H33ZM55 78H56V76H55ZM134 78V79H135ZM159 78V77H158ZM169 78V77H168ZM185 78V77H184ZM183 78V79H184ZM194 78V77H193ZM205 78V77H204ZM261 78V77H260ZM21 79V78H20ZM164 79V78H163ZM167 79V78H166ZM186 79V78H185ZM184 79V80H185ZM188 79V78H187ZM192 79V78H191ZM263 79V78H262ZM37 80V79H36ZM41 80V79H40ZM55 80V79H54ZM119 80V79H118ZM130 80V79H129ZM145 80H147V79H145ZM152 80V79H151ZM168 80V79H167ZM170 80H172V79H170ZM174 80V79H173ZM193 80H197V79H193ZM199 80V79H198ZM219 80H221V79H219ZM44 81V80H43ZM103 81H106V83L105 84H103V87H101L98 91H96V90H94L93 89V87L95 86V84L97 83V84H101V83H103ZM126 81V80H125ZM191 81L192 80H190V83H191ZM21 82V81H20ZM24 82H26V81H24ZM33 82V81H32ZM76 82V83H75ZM126 82H128V81H126ZM135 82V81H134ZM186 82H188V81H186ZM198 82V81H197ZM200 82V81H199ZM257 82V80H255V83ZM56 83H57V80H56ZM189 83V84H190ZM254 83V84H255ZM112 84H114V83H112ZM128 84V83H127ZM131 84V83H130ZM165 84V83H164ZM169 84H171V81H170V83ZM188 84V83H187ZM196 84V83H195ZM208 84H209V82H208ZM214 84V83H213ZM37 85L40 87H37ZM62 85V84H61ZM116 85V84H115ZM140 85H142V84H140ZM172 85H174V84H172ZM63 86V85H62ZM136 86H139V85H136ZM155 86V85H154ZM171 86V85H170ZM59 87V86H58ZM65 87H63V88H65ZM99 87V86H98ZM126 87V86H125ZM128 87V86H127ZM164 87H166V86H164ZM172 87H174V86H172ZM187 87V86H186ZM190 87V86H189ZM191 87H194V86H191ZM196 87L198 88V89H200L197 85H196ZM33 88L35 89V88H37V90H33ZM129 88V87H128ZM170 88V87H169ZM169 88H167V89H169ZM179 87H177L176 86V89L177 90H179L178 89ZM188 88V87H187ZM186 88V89H187ZM212 88V87H211ZM264 89V83H263V81L260 79V81H258V83H256V89ZM13 89V90H12ZM117 89H118V87H117ZM165 89V88H164ZM182 89V88H181ZM189 89V88H188ZM192 89V88H191ZM202 89V88H201ZM205 89V88H204ZM209 89H210V87H209ZM16 92H15V91ZM63 90V89H62ZM66 90V91H67ZM147 90V89H146ZM160 90V91H159ZM174 90H175V87H174ZM196 90V89H195ZM206 90V89H205ZM11 91H13V93L15 92L16 94L14 95V94H12V93H10ZM143 91V90H142ZM141 91V92H142ZM148 91V90H147ZM145 92L144 91V93H150V92ZM169 91V90H168ZM184 91V90H183ZM188 90H186V92H187ZM197 91V90H196ZM199 91V90H198ZM202 91H203V89H202ZM210 91V90H209ZM172 92V91H171ZM189 92V91H188ZM191 92H193V91H191ZM201 92V91H200ZM212 92H213V90H212ZM211 92V93H212ZM144 93H142V95L144 94ZM214 93V92H213ZM11 94V95H10ZM69 94H70V91H69ZM119 94V93H118ZM138 94H140V93H138ZM147 94H145V96H147ZM170 94L171 93H169V92H167V91H165V90H162L161 88H159L158 90H157V96L158 97H156L157 99H158V101L160 102L159 104L162 106L164 103L165 104H168V105H164L163 107H161L160 109H158V111L160 110L161 111V113H163L164 114V116H167V115H170V114H172V111H171V107H170V102H171V100H170ZM172 94H174L173 92H172ZM180 94H181V92H180ZM199 94V93H198ZM206 94V93H205ZM17 95H16V97H17ZM68 95V94H67ZM116 95V94H115ZM141 95V94H140ZM177 95V94H176ZM186 95H188V94H186ZM193 95V94H192ZM191 95V96H192ZM195 95V94H194ZM207 95V94H206ZM206 95H204V96H206ZM144 96V95H143ZM143 96H140L139 98H140V101L142 100L141 99V97H143ZM150 96V95H149ZM149 96H147V97H149ZM211 96V95H210ZM17 97V98H18ZM41 97H47L46 99H44V98H41ZM146 97V98H147ZM173 98L175 97V95L174 96H172ZM177 97H179V95H177ZM177 97H175V98H177ZM187 97H189V95L187 96ZM193 97V96H192ZM69 98V99H68ZM134 98V97H133ZM135 98H137V96L135 97ZM150 98H152V97H149V99ZM190 98V97H189ZM9 99V98H8ZM14 99V98H13ZM153 99V98H152ZM177 99H179V98H177ZM177 99L175 100V101H177ZM184 99V98H183ZM191 99V98H190ZM195 99H198V97L197 98H195ZM202 99V98H201ZM19 100V101H20ZM151 100V99H150ZM149 100V101H150ZM154 100V99H153ZM152 100V101H153ZM174 100H173V102H174ZM182 100V99H181ZM192 100V99H191ZM6 101V100H5ZM64 101V100H63ZM135 101V100H134ZM145 101H147V100H145ZM166 101H168V102H166ZM188 101V100H187ZM190 101V100H189ZM193 101H194V97H193ZM197 101V100H196ZM199 101V100H198ZM202 101V100H201ZM65 103L64 104H66V101H64ZM139 102V101H138ZM192 101H190V103H191ZM247 102V101H246ZM19 103V102H18ZM35 103L37 104V108H36V106H35ZM61 103V102H60ZM140 103V102H139ZM138 103V104H139ZM195 103V102H194ZM198 103V102H197ZM175 104V103H174ZM178 104V103H177ZM180 104V103H179ZM202 104H203V102H202ZM249 104V103H248ZM62 105H63V103H62ZM61 105V106H62ZM144 105V104H143ZM142 105V106H143ZM176 105V104H175ZM182 105H184V104H182ZM186 105V104H185ZM18 106V105H17ZM23 106V107H22ZM27 106H28V104H27ZM60 106V105H59ZM150 106H152V105H150ZM194 106H195V104H194ZM52 107H53V105H52ZM145 107V106H144ZM179 107V106H178ZM177 107V108H178ZM183 107V106H182ZM181 107V110L183 111V108ZM193 107V106H192ZM114 108V109H113ZM154 108V107H153ZM187 108V107H186ZM16 109V108H15ZM14 109V110H15ZM150 109H151V107H150ZM173 109V108H172ZM190 110H192L191 108H189ZM236 109V108H235ZM177 110V109H176ZM179 110V109H178ZM51 111V110H50ZM145 111V110H144ZM194 111H195V109H194ZM229 111V110H228ZM43 112V113H42ZM128 112V111H127ZM155 112V111H154ZM153 112V113H154ZM197 112V111H196ZM243 112V111H242ZM156 113V112H155ZM175 113V112H174ZM179 113V112H178ZM178 113H176V115L178 114ZM182 113V112H181ZM232 113V112H231ZM246 113V112H245ZM45 114V115H46ZM51 114V115H52ZM158 114V113H157ZM191 114V113H190ZM190 114H189V116H190ZM243 114H244V112H243ZM242 114V115H243ZM48 115H50V114H48ZM51 115L50 116H48L49 117V119H50V117H51ZM124 115V114H123ZM160 115V114H159ZM173 115H175V114H173ZM194 115V114H193ZM227 115V114H226ZM246 115V114H245ZM153 116V115H152ZM178 116V115H177ZM187 116V115H186ZM155 117V116H154ZM181 117H182V115H181ZM191 117V116H190ZM189 117V118H190ZM138 118V117H137ZM167 119H168V117H166ZM165 118V119H166ZM63 119V120H62ZM125 119V118H124ZM139 119V118H138ZM170 119V118H169ZM177 119V118H176ZM180 119H183V117L182 118H180ZM45 120V119H44ZM152 120H153V118H152ZM50 121V120H49ZM64 121V122H63ZM163 121H164V119H163ZM226 121V120H225ZM180 122V121H179ZM186 122H188V121H186ZM50 123V122H49ZM128 123V122H127ZM138 124V126L140 127V129L142 128V127H147L149 130L147 131L146 129V131H142L141 130V133L140 134H142V132H144V133H146L145 135H140L139 134V136H140V138L139 137H137L135 140L134 139H130L129 138V140H126V141H124L123 142V145L121 146V147H123V154H122V158H124V157H126V156H128L129 154H132L134 157H137L141 162L140 163H142L141 165H144V164H147V163H149V162H147L153 155H155V157H158V158H160V155H163V150L164 149H166V148H164V146H163V144L162 145H160V139L162 138L163 139V137L162 136H160V134H155L156 133V128L153 130V129H151V127H150V124L152 123V121L150 122V119H149V116H145V117H143L140 121H138L137 122ZM155 123V122H154ZM183 123V122H182ZM153 124V123H152ZM177 124V123H176ZM176 124H175V126H176ZM178 124H181V123H178ZM228 124V123H227ZM184 126H188L189 124L187 123L186 125L185 124H183ZM226 126H228V125H226ZM154 127H155V124H154ZM156 127H158V126H156ZM182 127V126H181ZM181 127H180V129H181ZM223 127V126H222ZM229 127H230V125L228 126V128H226V130L227 129H229ZM179 128V127H178ZM138 129V128H137ZM188 129V128H187ZM194 129V128H193ZM109 130V129H108ZM159 130V129H158ZM225 130V131H226ZM136 131V130H135ZM186 131H188V130H186ZM190 131V130H189ZM224 131V132H225ZM110 132H112V131H110ZM131 132V131H130ZM158 132V131H157ZM223 132V133H224ZM52 133V134H51ZM127 133V132H126ZM159 133V132H158ZM180 133V132H179ZM193 133V132H192ZM231 133V132H230ZM229 133V134H230ZM112 134V133H111ZM114 134V133H113ZM131 134V133H130ZM183 134V133H182ZM187 134V133H186ZM227 134V133H226ZM154 135H156V137L154 136ZM162 135V134H161ZM165 135V134H164ZM231 135V134H230ZM229 135V136H230ZM97 136V137H96ZM160 137V139H159V137ZM187 136V135H186ZM134 137V136H133ZM182 137H184V136H182ZM193 137H195V136H193ZM230 137H232V136H230ZM128 138V137H127ZM161 139V141H163ZM194 139V138H193ZM196 139V138H195ZM230 139V138H229ZM232 139V138H231ZM234 139V138H233ZM118 140V139H117ZM170 140V139H169ZM185 140H186V137H185ZM222 140H224V139H222ZM120 141V140H119ZM233 143V142H232ZM231 143V144H232ZM121 144H122V142H121ZM154 144V145H153ZM223 144V143H222ZM230 144V145H231ZM126 145V146H125ZM186 146V145H185ZM92 147V146H91ZM175 147H177L178 149L176 150V148L175 149H173V151L172 152H174V155L176 156V157H179V156H182V148L180 147V146H175ZM170 149V148H169ZM91 150H93V148L91 149ZM1 152L2 151H0V155H1ZM15 153L13 156L11 155L10 156V154H13V153ZM4 153V154H5ZM185 153H186V151H185ZM190 153V152H189ZM95 154H96V152H95ZM3 155V154H2ZM28 155H34V158H32L31 157V159L29 160L28 159ZM6 156V155H5ZM4 156V157H5ZM101 157V156H100ZM154 157V158H155ZM95 158V157H94ZM97 158V157H96ZM128 158V157H127ZM153 158V159H154ZM163 158V157H162ZM2 159V158H1ZM89 159H91V157L89 158ZM104 159V158H103ZM152 159V160H153ZM186 159V158H185ZM105 160V159H104ZM157 161H158V159H156ZM162 160V159H161ZM224 160H226V157H225V159ZM90 161H92V160H89V162ZM115 161V160H114ZM151 161V160H150ZM89 162H87V164H89ZM101 162V161H100ZM137 162V161H136ZM156 162V161H155ZM154 162V163H155ZM181 162V161H180ZM183 162V161H182ZM22 163L23 164H25V165H22ZM27 163V164H26ZM98 163V162H97ZM102 163V162H101ZM106 163V162H105ZM113 163V162H112ZM118 163V164H117ZM116 163V168L115 169H111V170H104L105 172H106V174H105V176H106V184L108 185V189L109 190H111L112 188H110L111 186H114V183H117L118 182V180H120L121 178H123V175H122V172H121V169H120V162H117ZM151 163V162H150ZM154 163H152L153 164V166H155L154 165ZM37 165L38 167H34V165ZM103 164L104 163H102L101 165H102V167H103ZM161 164V163H160ZM159 164V165H160ZM168 164V163H167ZM178 164V163H177ZM220 164H223V163H220ZM9 167H8V166ZM84 165H86V164H84ZM90 165H92V162H91V164H89V166ZM96 165V164H95ZM113 165V164H112ZM132 165V164H131ZM138 165V164H137ZM151 165V164H150ZM149 165V166H150ZM9 168V170H10V168H13L14 169V167L15 166H17V168H16V171L19 173V179L17 178V176H15L16 178H17V180L14 178V175L12 174L13 172H6V171H8V168ZM23 166H25V167H23ZM180 166V165H179ZM225 166V165H224ZM124 167L126 168V166L124 165ZM123 167V168H124ZM136 167V166H135ZM228 167V166H227ZM86 168V167H85ZM91 168V167H90ZM93 168V167H92ZM109 168V167H108ZM111 168V167H110ZM122 168V167H121ZM122 168V169H123ZM125 168H124V170H125ZM140 168H142V167H140ZM166 168V167H165ZM214 168V167H213ZM216 168V167H215ZM225 168V167H224ZM87 169V168H86ZM168 169V168H167ZM178 169V168H177ZM12 170V169H11ZM15 170V169H14ZM88 170V169H87ZM94 170V168L92 169V171ZM142 170V169H141ZM159 170V169H158ZM183 170V169H182ZM218 170H220V169H218ZM230 170V169H229ZM130 171V170H129ZM133 171V170H132ZM178 171V170H177ZM184 171V170H183ZM227 171V170H226ZM6 172V173H5ZM15 172V171H14ZM97 172V171H96ZM125 172H127L128 173V171L127 170H125ZM131 172V171H130ZM135 172V171H134ZM137 172H138V170H137ZM145 172V171H144ZM189 172H190V170H189ZM188 172V173H189ZM230 172V171H229ZM16 173V172H15ZM91 173V172H90ZM142 173H143V170H142ZM160 173V172H159ZM188 173H186V174H188ZM217 173V172H216ZM232 173V172H231ZM2 174H0V177L2 176ZM100 174V170H99V173H96V175L98 176V179L99 180H97V181H99V182H101L103 179H102V177L104 176V174H103V176L102 175H99ZM131 174V173H130ZM133 174V173H132ZM148 174V173H147ZM161 174V173H160ZM162 174H164V171L162 172ZM170 174V173H169ZM191 174V173H190ZM189 174V175H190ZM226 174V173H225ZM127 175V174H126ZM142 175V174H141ZM155 175V174H154ZM159 175V174H158ZM165 175H166V172H165ZM178 175V174H177ZM184 175V174H183ZM31 176H32V178H31ZM93 176V175H92ZM134 176V175H133ZM148 176V175H147ZM150 176H151V174H150ZM157 176V175H156ZM173 176V175H172ZM181 176V175H180ZM192 176V175H191ZM143 177H145L146 179H147V177L146 176H143ZM210 177V176H209ZM211 177H213V176H211ZM2 178V177H1ZM13 178H14V181L13 182H10V181H12L13 180ZM93 178V177H92ZM172 178V177H171ZM179 178V177H178ZM192 178V177H191ZM102 179V180H101ZM139 179V178H138ZM141 179V178H140ZM144 179V178H143ZM175 179V178H174ZM189 179H190V176H186V175H184V176H182V178H179L178 180L180 181V183L181 184H183V185H185V181L187 182L188 181V186H186V187H188V190H191V192H193V191H195V189H193L191 186H195L193 183H191L190 184V181H189ZM208 179V178H207ZM225 179H226V177H224L222 174H221V176H216L215 177V184H217V185H221L224 181H225ZM228 179V178H227ZM18 180H21L20 182L18 181ZM94 180H95V177H94ZM129 180V179H128ZM127 180V181H128ZM152 180V179H151ZM193 180V179H192ZM206 180V179H205ZM90 181H91V184H94V181H93V179L91 180V178H90ZM92 181H93V183H92ZM104 181V180H103ZM122 181V180H121ZM136 181V180H135ZM141 181V180H140ZM145 181V180H144ZM157 181V180H156ZM159 181V180H158ZM207 181V180H206ZM209 181V180H208ZM214 181V180H213ZM137 182H139L138 180H137ZM142 182V181H141ZM201 182V181H200ZM13 183V184H12ZM119 183V182H118ZM145 183V182H144ZM207 183V182H206ZM228 183V182H227ZM2 184V185H3ZM19 184H21V188H15L14 189V187H16V186H18ZM101 185H103V183L101 182L100 183ZM135 184V183H134ZM151 184V183H150ZM118 185V184H117ZM223 185V184H222ZM1 186V185H0ZM11 186V187H10ZM20 186V185H19ZM95 186V185H94ZM119 186V185H118ZM125 186V185H124ZM144 186V185H143ZM157 186V185H156ZM155 186V187H156ZM206 186V185H205ZM93 187V186H92ZM105 187V190H106V186H104ZM117 187V186H116ZM120 187V186H119ZM127 187V186H126ZM136 187V186H135ZM201 188H202V190H204L205 188L201 185L200 186ZM223 187V186H222ZM94 188H96V187H93V189ZM142 188V187H141ZM149 188H151V187H149ZM153 188V187H152ZM84 189V190H83ZM89 189H91V188H89ZM92 189V190H93ZM115 189V188H114ZM121 189V188H120ZM184 189H187V188H185L184 187ZM217 189H218V187H217ZM219 189H221V188H219ZM232 189V188H231ZM94 190H98L97 188L96 189H94ZM94 190H93V193H94ZM116 190H117V188H116ZM127 190V189H126ZM130 190V189H129ZM136 190V189H135ZM154 190V189H153ZM153 190H152V192H153ZM207 190V189H206ZM107 192H108V190H106ZM138 191V190H137ZM143 191V190H142ZM158 191V190H157ZM156 190L153 192L155 195H159V194H161V192H157ZM197 191V193L198 192H200V191H198V190H196ZM205 191V190H204ZM218 191V190H217ZM224 191V190H223ZM114 191H110V193L112 194ZM139 192V191H138ZM146 192V191H145ZM145 192H142V193H145ZM93 193H92V195H93ZM116 193V192H115ZM120 193V192H119ZM118 193V194H119ZM125 192H123V193H121L120 195L122 196V194H124ZM127 193V192H126ZM130 192L128 191V194H129ZM141 193V191H140V194H142ZM152 193V194H153ZM165 193V192H164ZM179 193V192H178ZM201 193V192H200ZM204 193V192H203ZM212 193V192H211ZM86 194V193H85ZM98 194H100V192L98 193ZM104 194H106L107 196H108V194L107 193H104ZM128 194H126L127 195V197H128V199L127 200H123L124 202H125V205H126V207L128 208L129 207V205L130 206H132V208H133V210L134 209H141V208H146V207H144L145 206V204H146V201H145V199H144V197H138L137 199H135V201L134 200H130V198H131V195H128ZM133 194V193H132ZM233 194V193H232ZM89 195H91V194H89ZM142 195H145V194H142ZM59 197L60 198V200L58 199V202H56V204H54V203H52V202H55V201H53L54 199H53V197ZM110 196V195H109ZM112 196V195H111ZM118 196V195H117ZM228 196V195H227ZM234 196V195H233ZM114 197H116V195L114 196ZM166 197V196H165ZM110 198V197H109ZM112 198V197H111ZM133 198V197H132ZM172 198V197H171ZM51 199H53L52 200V202H50V200ZM122 199V198H121ZM150 199V198H149ZM156 199L158 200L159 199V197L158 196H156ZM173 199V198H172ZM106 200V199H105ZM129 200H130V202H132L133 204H134V206L133 205H131V203L129 202ZM160 200V199H159ZM167 200H169V199H167ZM180 200H182V199H180ZM179 200V201H180ZM210 200V199H209ZM212 200V199H211ZM219 200V199H218ZM118 201H120L121 202V200H120V198L118 197V198H115V199H113V201H112V203L113 204H111L113 207H115V209L113 210L112 209V211H114L115 212V215H118V216H120L121 217V215L124 213V208L122 209L123 210V212H122V210H121V207L124 205V204H122V206L120 207L119 206V203H117ZM106 202V201H105ZM149 202H151V201H149ZM182 202V201H181ZM201 202V201H200ZM234 202V201H233ZM51 203H52V205H51ZM108 203H111V200L108 202ZM161 203V202H160ZM164 203V202H163ZM203 204H205V203H203ZM217 204V203H216ZM102 205V204H101ZM218 205V204H217ZM86 206V208L87 209H89L88 211H89V214L86 216V217H91L90 219L93 221H90V220H87L83 215H86V214H83L82 213V209H84V207ZM171 206V205H170ZM55 207V206H54ZM104 207V206H103ZM153 207V206H152ZM167 207V206H166ZM106 208V207H105ZM154 208V207H153ZM168 208V207H167ZM170 208V207H169ZM181 208V207H180ZM129 210H131L130 208H128ZM171 209V208H170ZM189 209V208H188ZM240 209V208H239ZM102 210V209H101ZM107 210V209H106ZM127 210V209H126ZM154 210V209H153ZM166 210V209H165ZM168 210V209H167ZM178 210V209H177ZM57 211V212H56ZM85 211H86V209H85ZM171 211V210H170ZM104 212V211H103ZM108 212H109V210H108ZM126 212V211H125ZM131 212V211H130ZM133 212V211H132ZM157 212V211H156ZM168 211H166L165 213H167ZM172 212V211H171ZM79 214L80 215V217H79V219H77V218H75L74 216L75 215H77V214ZM100 213H101V211H100ZM127 213H129V212H127ZM175 213V212H174ZM176 213H177V211H176ZM191 213V212H190ZM206 213V212H205ZM98 214V213H97ZM104 214V213H103ZM133 214V213H132ZM161 214V213H160ZM163 214V213H162ZM171 214V213H170ZM241 214H243V213H241ZM245 214H246V212H245ZM245 214H244V217H245ZM124 215H129V214H125L124 213ZM123 215V216H124ZM156 215V214H155ZM165 215V214H164ZM186 215V214H185ZM200 215V214H199ZM239 215V214H238ZM83 216V217H82ZM96 216V215H95ZM104 216V215H103ZM122 216V217H123ZM166 216V215H165ZM175 217V219H174V225L176 224H178L179 222H178V220H176V216H178L179 217V214H175L174 215ZM242 216V215H241ZM61 217V216H60ZM66 217V216H65ZM102 217V216H101ZM100 217V218H101ZM107 217V216H106ZM252 217V216H251ZM259 217V216H258ZM63 218V217H62ZM95 218V217H94ZM119 218V217H118ZM128 218H129V216H128ZM153 218V217H152ZM152 218H151V220H152ZM180 218V217H179ZM195 218V217H194ZM232 218V217H231ZM98 219V218H97ZM121 219V218H120ZM123 219H124V217H123ZM126 219V218H125ZM131 219H132V217H131ZM235 219H236V217H235ZM69 220V219H68ZM104 220V219H103ZM102 220V221H103ZM156 220V219H155ZM180 220V219H179ZM205 220V219H204ZM141 221V220H140ZM158 221V220H157ZM164 221V220H163ZM187 221V220H186ZM234 221V220H233ZM63 222V221H62ZM191 222H193V221H191ZM191 222H190V220H189V222L188 223H190V225H193V224H196V226H197V228H201V223H197V222H194L193 224H191ZM200 222V221H199ZM241 222H243V221H241ZM247 222V221H246ZM262 222V221H261ZM107 224V223H106ZM127 224H129V223H127ZM132 224V223H131ZM166 224V223H165ZM164 224V225H165ZM259 224V223H258ZM258 224H256V227L257 228H255V229H258L259 231H261L262 229H263V227H264V224L263 225H258ZM105 225V224H104ZM108 225V224H107ZM189 225V226H190ZM242 225V224H241ZM258 225V226H257ZM130 226V225H129ZM178 226V225H177ZM254 227H255V225H253ZM251 227V226H250ZM133 227L131 226V229H132ZM162 225L160 226L159 225V227H157L156 228V230L154 231V233H152V234H150L149 235V239H150V246L148 247V252L147 251H143V255H141V256H139V255H137V256H134L133 258H132V260L133 261H129L128 259L127 260H125L124 262H123V256H122V254H120V253H122V252H120V251H118L119 253H118V258H117V261H119L120 263L119 264H137V262H140L139 260H141V261H147V257H148V255H147V253L149 254V255H151V257H156V261H157V256L160 254V253H162V254H165V253H167V254H169V253H171V254H173L174 256H177V258H176V260H174L173 261V264H185V261H186V257L185 256H187L188 255V253H190L188 250H187V252L188 253H184V254H182V251H181V249L183 248L182 247V243H181V239L179 240V239H177L176 237H173V239H171L172 241H173V244H169V245H162V247H159V246H157L158 244L157 243H159V242H162L163 241V233H164V230H169L168 229V227L166 228H162ZM195 228V227H194ZM130 228L129 227H123V230H122V232H123V234H125L126 233V231H128ZM185 229V228H184ZM188 229H190V228H188ZM99 230V229H98ZM173 230V229H172ZM207 230V229H206ZM175 231V230H174ZM254 231V230H253ZM264 231V230H263ZM262 231V232H263ZM57 232H59V231H57ZM67 232V231H66ZM96 232H99V231H96ZM103 232V231H102ZM183 232V231H182ZM191 232H193L194 233V230H191L190 231V234H192ZM62 233V232H61ZM103 233H105V232H103ZM136 233V232H135ZM229 232H227V234H228ZM102 234V233H101ZM100 233H99V235H101ZM168 234V233H167ZM189 234V233H188ZM244 234V233H243ZM248 234H249V232H248ZM250 234H252V233H250ZM264 234V233H263ZM13 235V234H12ZM64 235V234H63ZM107 235V234H106ZM169 235V237L171 236L170 234H168ZM174 235H176L175 233H174ZM173 235V236H174ZM178 235V234H177ZM187 235V234H186ZM200 235V234H199ZM207 235V234H206ZM222 235V234H221ZM229 235H230V233H229ZM17 236V235H16ZM31 236H34V237H31ZM94 236V235H93ZM104 236V235H103ZM198 236V235H197ZM215 236V235H214ZM231 236V235H230ZM239 236V235H238ZM258 236V235H257ZM259 236H261V235H259ZM264 236V235H263ZM8 237V236H7ZM10 237V236H9ZM88 237V238H89ZM100 237V236H99ZM107 237V236H106ZM201 237V236H200ZM199 237V238H200ZM233 237V236H232ZM14 238V237H13ZM13 238H11V239H13ZM22 238V237H21ZM20 238V239H21ZM70 238V237H69ZM69 238H67V243H68V241H69ZM90 238H92V237H90ZM140 239V237L138 236L137 237V239ZM179 238V237H178ZM209 238V237H208ZM216 238V237H215ZM236 238V237H235ZM239 238H240V236H239ZM246 238H247V235H246ZM18 239V238H17ZM19 239V240H20ZM93 240H95L94 239V237L92 238ZM91 239V241H93ZM98 239V238H97ZM96 239V240H97ZM100 239V238H99ZM184 239H185V237H184ZM210 239V238H209ZM232 239V238H231ZM231 239H230V241H231ZM233 239H234V237H233ZM232 239V240H233ZM250 239H251V237H250ZM249 239V240H250ZM259 239H261V238H258V240ZM264 239V238H263ZM262 239V240H263ZM9 240H10V238H9ZM18 240V241H19ZM24 240H26V239H24V237L21 239V242L22 243H24ZM76 240V239H75ZM131 240V239H130ZM186 240V239H185ZM8 241V240H7ZM27 242H28V245L29 244H34V243H31V240L29 239V238H27V240H26ZM85 241V240H84ZM198 241H199V239H198ZM228 241V240H227ZM234 241V240H233ZM232 241V242H233ZM253 241V240H252ZM65 242V241H64ZM99 242H101V241H99ZM103 242V241H102ZM133 242V241H132ZM168 241H166V243H167ZM1 243V242H0ZM7 243V242H6ZM66 243V244H67ZM95 243V242H94ZM117 243H119V242H117ZM200 243V242H199ZM219 243V242H218ZM226 243H228V242H225V244ZM238 243V242H237ZM240 243V242H239ZM251 243V242H250ZM2 245H3V242L1 243ZM25 244V243H24ZM96 244V243H95ZM95 244H94V246H95ZM107 244V243H106ZM110 243L108 242V246H110L109 245ZM206 244V243H205ZM208 244V243H207ZM242 244V243H241ZM255 244V243H254ZM10 246L9 244H6V247L8 248V246ZM27 245V244H26ZM88 245V244H87ZM97 245V244H96ZM100 245L103 247L104 245H102L101 243H100ZM126 245V244H125ZM228 245V244H227ZM233 245H235V242H234V244ZM237 245V244H236ZM235 245V246H236ZM251 245V244H250ZM258 245V244H257ZM5 246V245H4ZM76 246H78V245H76ZM91 247V248H95V247ZM107 246V247H108ZM116 246V245H115ZM120 246V245H119ZM168 246V247H167ZM175 246V247H174ZM207 246V245H206ZM231 246V245H230ZM241 246V245H240ZM240 246H238L237 248L239 249V248H241ZM255 246V245H254ZM54 247H56L55 245H54ZM66 247V246H65ZM64 247V248H65ZM68 247V246H67ZM72 247V246H71ZM70 247V248H71ZM74 247V246H73ZM72 247V248H73ZM104 247H106V246H104ZM106 247V248H107ZM200 247H202V246H200ZM204 247V246H203ZM202 247V248H203ZM211 247H212V245H211ZM218 247H219V245H218ZM222 247L224 248V246L222 245ZM221 247V248H222ZM229 247V246H228ZM263 247V246H262ZM1 248V247H0ZM77 248V247H76ZM88 248V247H87ZM90 248V247H89ZM88 248V249H89ZM137 248V247H136ZM197 248V247H196ZM206 248V247H205ZM209 248H210V245H209ZM213 248V247H212ZM220 248V249H221ZM51 249H52V247H51ZM112 249V248H111ZM131 249V248H130ZM146 249V248H145ZM165 249V250H164ZM175 249H177L178 251H179V254L181 255H178V254H174V253H176V251H175ZM186 249V248H185ZM201 249V248H200ZM216 249V248H215ZM215 249H213V250H215ZM219 249V248H218ZM229 249H230V247H229ZM237 249V250H238ZM1 250H3V249H0V251ZM70 250V249H69ZM72 250V249H71ZM75 250V249H74ZM87 250V249H86ZM91 250H93V249H91ZM107 250H108V248H107ZM120 250L122 251L123 250V248L121 249L120 248ZM140 250H143V249H140ZM193 250V249H192ZM198 250V249H197ZM211 250V249H210ZM233 250H235V249H233ZM242 250V249H241ZM260 250V249H259ZM18 251V252H17ZM88 251V250H87ZM99 251H100V249H99ZM102 251V250H101ZM111 251V250H110ZM129 251V250H128ZM134 251V250H133ZM173 251H174V253H173ZM215 251H217V249L215 250ZM221 251H223L224 252V249L223 250H221ZM236 251V250H235ZM1 252H3V251H1ZM43 252V253H42ZM69 252V251H68ZM72 252H75V251H72ZM78 252V251H77ZM84 252V251H83ZM130 252V251H129ZM132 252V251H131ZM225 252H226V248H225ZM224 252V253H225ZM231 252V251H230ZM241 252V251H240ZM67 253V252H66ZM110 253V252H109ZM112 253H114V252H112ZM224 253H222V254H224ZM228 253V252H227ZM245 253V252H244ZM16 256L18 257H16L17 259L15 260V262H14V264H23V262L21 263V262H19L18 261V259H20L21 260V258L22 259H28V260H30L29 258H27V257H30L29 256V249L26 247V248H22V247H20V248H16ZM64 254H65V252H64ZM80 254H81V252H80ZM194 254V253H193ZM221 254V255H222ZM229 254V253H228ZM227 254V255H228ZM235 254H237V253H235ZM255 254V253H254ZM113 255V254H112ZM123 255H126V254H123ZM147 255V256H146ZM220 255V256H221ZM245 255H248V253L247 254H245ZM244 255V256H245ZM258 255H259V253H258ZM257 255V256H258ZM127 256V255H126ZM129 256V255H128ZM131 256V255H130ZM129 256V257H130ZM193 256H195V255H193ZM207 256V255H206ZM216 256V255H215ZM214 256V257H215ZM217 256H218V254H217ZM220 256H218V257H220ZM230 256V255H229ZM228 256V257H229ZM243 256V255H242ZM241 256V257H242ZM251 256V255H250ZM255 256V255H254ZM253 256V257H254ZM0 257H2V256H0ZM4 257V256H3ZM57 257V256H56ZM64 257H66V256H64ZM95 257V256H94ZM115 257V256H114ZM150 257V258H151ZM196 257V256H195ZM212 257V256H211ZM211 257H210V259H211ZM236 257V256H235ZM237 257H238V255H237ZM247 257V256H246ZM249 257V256H248ZM263 257V256H262ZM52 258H53V256H52ZM62 258V257H61ZM70 258H71V255H70ZM126 258V257H125ZM198 258V257H197ZM213 258V257H212ZM240 257H238V259H239ZM15 259V258H14ZM55 259V258H54ZM54 259H53V262H51L52 264H57V263H55L54 262ZM57 259V258H56ZM67 259V258H66ZM164 259V258H163ZM162 259V260H163ZM181 259V260H180ZM208 258H206V260H207ZM220 259H222V258H220ZM237 259V260H238ZM242 259V258H241ZM251 259V258H250ZM257 259V258H256ZM58 260V259H57ZM108 260V259H107ZM155 260V259H154ZM178 260V261H177ZM192 260V259H191ZM214 260V259H213ZM255 259H253V261H254ZM1 261H3V260H1ZM62 261V260H61ZM66 261V260H65ZM108 261H110V260H108ZM137 261V262H136ZM152 261V260H151ZM208 261V260H207ZM249 261V260H248ZM6 262V261H5ZM34 262V260H32V264H35V263H33ZM59 262H60V260H59ZM64 262V261H63ZM70 262V261H69ZM74 262V261H73ZM79 262H81V259L79 260ZM162 262V261H161ZM208 262H210V260L208 261ZM207 262V263H208ZM219 262V261H218ZM217 262V263H218ZM234 262V261H233ZM6 263H8L9 264V262H6ZM106 263H107V261H106ZM118 263V262H117ZM145 263V262H144ZM160 263V262H159ZM203 263H204V261H203ZM202 263V264H203ZM206 263V264H207ZM210 263H212V262H210ZM224 263H225V260H224ZM237 263V262H236ZM239 263V262H238ZM246 263H247V261H246ZM263 264H264V262H262ZM3 264V263H2ZM25 264V263H24ZM30 264V263H29ZM43 264V263H42ZM152 264H158V263H155L154 261H152ZM163 264H164V262H163ZM167 264V263H166ZM170 264V263H169ZM172 264V263H171ZM201 264V263H200ZM222 264V263H221ZM230 264V263H229ZM231 264H233V263H231ZM240 264H243V261L241 262L240 261Z\"/></svg>","mask_w":264,"mask_h":264}]
</instances>
